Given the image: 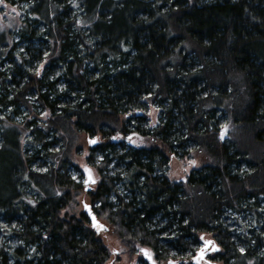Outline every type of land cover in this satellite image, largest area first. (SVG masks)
Here are the masks:
<instances>
[{"label":"trees","instance_id":"16d2710c","mask_svg":"<svg viewBox=\"0 0 264 264\" xmlns=\"http://www.w3.org/2000/svg\"><path fill=\"white\" fill-rule=\"evenodd\" d=\"M19 1L16 43L0 31V264H106L74 212L83 192L132 253L192 264L208 234L213 260L264 264V0ZM89 135L86 191L74 156ZM173 155L193 158L184 182L164 173Z\"/></svg>","mask_w":264,"mask_h":264},{"label":"rangeland","instance_id":"374dc122","mask_svg":"<svg viewBox=\"0 0 264 264\" xmlns=\"http://www.w3.org/2000/svg\"><path fill=\"white\" fill-rule=\"evenodd\" d=\"M32 2V1H31ZM29 4V3H28ZM24 3L23 1L19 2H10V0H3L2 3H0V31H3L7 35V39L12 38V41L16 43L17 41V36H16V28L19 25V19H24V14L28 11L29 5ZM7 5V6H5ZM35 8H40L41 5H34ZM15 9V11H13ZM23 44L20 40H18L17 46L20 47V45ZM16 47V44H15ZM45 62H37L36 66H42ZM7 65V62L4 63ZM146 108L143 109V115L145 116V120L148 122V125L153 127L158 123V117L160 113V108L156 106L154 103L147 102L146 103ZM2 114H11L13 117L17 118L20 120L24 114L26 113L25 111L21 112L20 115L14 114L12 112L11 107L4 108L1 112ZM226 133V132H225ZM226 135V134H224ZM95 137L94 135H89L85 139V143L83 144L80 152L75 154L74 156V162L78 166V172L75 174V177L81 181V184L84 186V181L86 179V174L88 171H85V169L90 170L91 176L95 179V183H92L91 185H95L97 181H99V174L96 170V168L90 164L87 161V156L89 154L88 151V146L89 143L87 141L88 138ZM131 141L135 144H139L142 142V140L137 137L134 134L130 135ZM28 152H32L34 149L30 145L25 146ZM40 160H37V162L33 163L32 166L34 168H40L45 167L42 164H39ZM190 161H193V158L184 155V156H179V155H173L169 158L167 165L164 169L165 175L171 179L172 181H182L184 182L186 180L187 174L189 173V170L191 167L194 165V163H190ZM89 173V172H88ZM80 174V176H78ZM28 193L32 194V191L28 190ZM82 197H84L86 200H83L88 203V196L84 192L82 193ZM82 204L74 208V212H79L81 210ZM241 219V224L244 225L245 227L248 226V216L245 214H241L240 216ZM102 222L105 223L104 220H101ZM227 222L230 224V229L232 231L238 232L240 229H242V226L240 222H238V218H235L234 213H229L227 215ZM106 224V223H105ZM100 236L105 243V245L108 247L110 251V257L108 261H111L112 264H143V261L146 260L149 264H164L165 262H158L157 260L154 259L153 251L146 246H141L138 245L135 249V251L132 253L128 247H126L120 239L113 233L111 229H108L106 231H101ZM203 236L204 240L200 239V244H198L194 251H192L191 256L189 257L190 261L192 260V257L195 255L197 250L205 244V241L211 240L213 241L212 237L208 234H201L200 237ZM214 242V241H213ZM215 248L218 250V247L214 243ZM141 249H146L148 252L151 253V259L149 260L147 257H145L144 253L141 252ZM206 249V254L204 258L201 261V264H221L218 261H215L211 258L212 255L215 254L217 250H213L212 245H207ZM143 260V261H142ZM188 261V260H187ZM182 262H178L177 264H181ZM188 263V262H185Z\"/></svg>","mask_w":264,"mask_h":264},{"label":"snow or ice","instance_id":"6c2138e0","mask_svg":"<svg viewBox=\"0 0 264 264\" xmlns=\"http://www.w3.org/2000/svg\"><path fill=\"white\" fill-rule=\"evenodd\" d=\"M2 2H3V0H0V3H2ZM5 6H7V5H5ZM13 11H15V9H13ZM36 74L39 75V71H37ZM223 135H224V133L222 132V133H221V138H222V139H223ZM117 138H118V137H113V139H117ZM128 139H129V141L131 142V137H129ZM96 142H97L96 140H89V143H90V144H95ZM190 163H194V161H190ZM85 171H88V172H89V179L86 180V181H84L85 185H88L89 183H95V180H93L92 177H91L90 170L85 169ZM25 178H27V177H25ZM73 179H75V177H73ZM85 190H86V191L88 190L87 187H86ZM97 207H99V205H97ZM84 208H85L86 211H88L89 215H90L91 218H92V226H93L95 229H97L98 232L101 231V230L106 231L107 229H105L103 225L99 224V223L97 222V220H96V217H95L94 215H92L91 207H90L87 203L84 204ZM200 239H201V240H204V237L201 236ZM207 245H212V246H213V250H217V249L215 248V245H214V242H213V241H211V240H207V241H205V246H207ZM241 251H243V250H241ZM141 252H143L144 255H145V257H147L149 260L151 259V253L148 252L146 249H141ZM204 252H205V248H201V249L199 250V253H198V259H197V264H199V260H201V259L204 258ZM169 264H172V262L170 261Z\"/></svg>","mask_w":264,"mask_h":264},{"label":"water","instance_id":"95a60500","mask_svg":"<svg viewBox=\"0 0 264 264\" xmlns=\"http://www.w3.org/2000/svg\"><path fill=\"white\" fill-rule=\"evenodd\" d=\"M89 140H97V139H96L95 137H92V138L89 137V138L87 139L88 143H89ZM92 145H94V144H90V143H89V146H92ZM91 177H92V176H91ZM88 179H89V173L87 172L85 181L88 180ZM92 179L95 180L93 177H92ZM84 184H85V183H84ZM91 184H92V183H89L88 185H85V189H86V187H87V189H89L90 186H91ZM85 203H87V202L82 201V207H83V210L85 211V213H86L87 216H88V219H89V221H90V226L92 227V229H93L96 233H100V232L103 231V230H101V231L98 232V230L95 229V228L92 226V218H91V216L89 215L88 211H86L85 208H84V204H85ZM87 204L91 207L90 203H87ZM91 212H92V215H94V216L96 217L97 222H98L99 224L103 225L105 229H108L107 224H105L104 222H102L100 219L97 218V216L95 215V213L92 211V208H91ZM206 247H207V246H205V244H204L203 246H201V247L197 250V252L195 253V255L192 257V260H191V263H192V264H197V259H198V253H199V250H200L201 248H206ZM205 254H206V249H205V252H204V256H205ZM170 261L172 262V264H175V261H174V260H168V264H169ZM201 261H202V259L199 260V264H201ZM106 264H112V262H111V261H108Z\"/></svg>","mask_w":264,"mask_h":264},{"label":"flooded vegetation","instance_id":"af4514ba","mask_svg":"<svg viewBox=\"0 0 264 264\" xmlns=\"http://www.w3.org/2000/svg\"><path fill=\"white\" fill-rule=\"evenodd\" d=\"M175 264H177V263L175 262Z\"/></svg>","mask_w":264,"mask_h":264}]
</instances>
